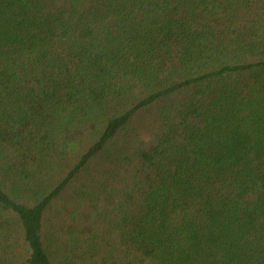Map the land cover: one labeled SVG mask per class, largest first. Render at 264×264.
Segmentation results:
<instances>
[{
	"label": "trees",
	"instance_id": "1",
	"mask_svg": "<svg viewBox=\"0 0 264 264\" xmlns=\"http://www.w3.org/2000/svg\"><path fill=\"white\" fill-rule=\"evenodd\" d=\"M0 264H264V0H0Z\"/></svg>",
	"mask_w": 264,
	"mask_h": 264
}]
</instances>
